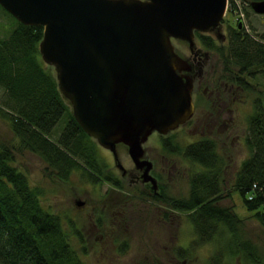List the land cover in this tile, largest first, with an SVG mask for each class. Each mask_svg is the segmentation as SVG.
<instances>
[{"label": "trees", "instance_id": "16d2710c", "mask_svg": "<svg viewBox=\"0 0 264 264\" xmlns=\"http://www.w3.org/2000/svg\"><path fill=\"white\" fill-rule=\"evenodd\" d=\"M244 1L249 5L262 0ZM234 9L231 3L228 13ZM42 38L41 26H26L17 20L10 33L0 38V117L19 143L18 148L0 143V264H84L72 244L76 238L73 222L66 221V231L65 219L42 207V191L32 187L17 168L15 151L35 155L45 165L44 171L62 182L77 172L84 182L94 184L100 182V174L109 172L95 142L79 127L58 91L52 68L41 60ZM197 38L206 51L226 62V68L238 69L242 86L246 77L264 69V33L244 34L235 26L231 41L223 46L208 36L197 34ZM247 134L249 157L242 162L230 190L211 142L178 149L201 170L190 179L188 198L168 201L186 215L202 243L211 244L217 237L222 252L234 257L240 251L245 264H264L257 248L243 240L244 220L234 206L222 204L236 193L264 230V109L260 105L247 120ZM226 238L228 242H223ZM219 256L213 261H219Z\"/></svg>", "mask_w": 264, "mask_h": 264}, {"label": "water", "instance_id": "95a60500", "mask_svg": "<svg viewBox=\"0 0 264 264\" xmlns=\"http://www.w3.org/2000/svg\"><path fill=\"white\" fill-rule=\"evenodd\" d=\"M228 0H0L26 26H41L39 54L79 127L110 151L123 144L144 182L141 161L152 132L165 135L194 111L189 63L171 39L192 48L194 33L215 30ZM264 16V0L249 3ZM84 202L76 201V207Z\"/></svg>", "mask_w": 264, "mask_h": 264}, {"label": "rangeland", "instance_id": "374dc122", "mask_svg": "<svg viewBox=\"0 0 264 264\" xmlns=\"http://www.w3.org/2000/svg\"><path fill=\"white\" fill-rule=\"evenodd\" d=\"M231 3H233V6L235 8L232 14L228 13V7L231 5ZM221 20L222 21L220 25L215 30H210L208 32L201 33L203 34V36L210 37L212 41L217 45L220 44V42H224L223 36H225L228 26H236L238 21H242L246 26L249 27L250 34L254 32L264 33V16L262 17L260 15L255 14L251 10L248 3L244 0H228L226 14ZM14 24L15 20L11 17V15H9V13H7L5 10L0 9V38L7 36L14 27ZM171 43L177 55L184 61L193 65L196 61L201 64L203 73L202 75L205 76V74H209V76L211 77L212 75L215 76L217 75V73H219V67H217L218 61L216 60V57L212 53H208L202 47L200 42L196 40V38L193 40L192 48L189 47L188 43L181 40L171 39ZM46 66L52 68L54 75H57L55 67L49 65ZM259 70L260 71L254 72V79L246 77V80H251L253 84H256V88H264V69L260 68ZM212 72L213 74H211ZM2 94L3 93L0 90V101ZM260 98L262 100H259ZM241 99L242 102L240 104V108L236 111L235 114L237 124L235 125L236 139L232 143V145H229V142L226 141L227 135L223 131V128L218 125V122L214 124L209 122L208 125H206L205 123H203L204 125H194L193 123L192 126H183L178 128L177 130L175 129L165 134L163 138H170L169 140L174 143V145H176L180 150L183 149L186 143L196 141L197 139L205 138L206 136L208 138L211 137L212 140L217 143V145L219 144L218 147L221 150L229 151V153L234 156L233 162L235 168L237 169L238 166L249 157V151L245 144V137L246 135H248L247 120L255 112L256 105H260L264 109V94L260 95V93L257 91L248 94H246L245 92L242 93ZM65 102L69 105L70 110L72 111L71 105L66 99ZM208 107L211 108L210 106ZM210 112H212L211 115L214 120L217 121V119H222V117H217L215 115V113L217 112V108L215 111L210 109ZM156 141H159V139L157 135H154L150 137L148 142L146 143L145 147L148 149L147 151L149 152L147 154V157H158L156 154L157 150L154 149ZM94 142L99 148L98 151L102 160L108 163L109 168L112 169V172L115 174L121 173V170L116 167V162L115 160H113L111 151L109 149L102 148L97 144L96 141ZM0 143L6 146H13L16 148L19 147L18 140L11 133L7 123H5V120L1 117ZM223 147H225V149H222ZM115 150L118 157V162L123 167L125 172H135L133 170L131 160L128 156L125 147L122 144H118L115 147ZM14 154L15 164L17 168L27 176L32 187H36L42 191V207H44L50 213H55L59 216H62V218L65 219L64 221H62V223L64 225L63 227L66 228V231L68 229L66 221L71 220L73 222L75 227L74 237L76 238L73 239L72 244L75 247L74 250L79 256L78 258H80L84 264H105L107 263V261L111 264H126V261H128V264H136L135 258L137 255H132L133 253H136L137 249V244L134 243H136L137 238L146 236L147 233L145 231L147 230V228L142 229V227H138V222L136 219H133V223H131L132 220L128 219V222L125 224L124 217L119 216L121 211L116 209L115 207H112L110 209L108 208V212L111 217L109 215H106V218H103L102 220L90 213V206L97 205V208L99 207L98 202L94 200L100 198L104 193L108 192V185H94L92 183L84 182V180L81 179L80 175L77 172L72 174L68 181L62 182L56 179L55 177L49 176V174L44 171L45 165L35 155H32L27 151L21 152L18 150L15 151ZM162 154L164 153L162 152ZM174 157L178 167L177 172H184L185 176L180 177L179 175H177V177L173 179L171 193L173 195L178 193L180 196L186 197V194L189 190V184L186 176L191 174L192 172H196L197 168L196 166L186 161L180 155ZM158 167L163 168L164 165L159 163ZM229 171H231V169ZM133 187L134 191L142 190V186L140 184H134ZM129 190V187L124 188L125 193H128ZM134 191L130 190L132 194H136V192ZM115 198L121 199L122 197L116 196ZM74 200L85 201L84 203L87 204L85 210L81 212L76 211V209L74 208ZM231 200L232 204L234 205L235 213L240 218H242V220H244V227L242 228V233L244 237L243 240H249L252 246L254 248H257L258 253L261 255L260 257L264 259V230L253 220L252 214H250L244 209L239 195L231 197ZM105 204L108 206L110 203L106 202ZM222 204L231 205V203L227 202ZM146 209V207H141L140 212L145 215ZM149 213L151 214V211ZM170 214L172 217L171 228L169 229L166 227V229L163 230V227L159 226L160 236H175L178 242L176 245L177 247L180 244V246H184L191 249V245L192 247L195 245H193V240L190 239L192 237H195V234L193 228L186 219V215L183 214V212L178 211L171 213L167 207L161 205L160 215L167 216ZM136 216L137 215L135 214L133 215V217ZM139 219L141 220L142 216L138 218V221H140ZM94 221L99 223H95ZM95 224H97V227L95 226ZM79 232L81 235L78 234ZM175 232L176 235L174 234ZM100 236L103 237V239L110 238L109 241H113L114 245H118L120 238L128 239L131 243L130 245L132 246L129 251L130 253L128 252L125 255L120 254L119 256L121 259L119 261H116L115 259H109V256L106 255L108 253L107 251H104V254H102L103 252L99 253V249L97 248V242L95 241H97L96 238ZM163 240L167 242L166 239L163 238ZM228 240L229 238H226L223 242H228ZM217 241L220 240H214L209 245H201L192 249V258L190 260H187V264H245L241 254L242 252L239 251L240 255L234 257L229 256L224 251L222 252L219 248L222 241H220L219 243ZM161 253L159 252V254H157V257H159V263L170 264L171 262L168 255L161 256ZM138 255L142 258L146 254L138 247ZM217 255L220 258L219 261L215 262L213 261V258L214 256L217 257Z\"/></svg>", "mask_w": 264, "mask_h": 264}, {"label": "flooded vegetation", "instance_id": "af4514ba", "mask_svg": "<svg viewBox=\"0 0 264 264\" xmlns=\"http://www.w3.org/2000/svg\"><path fill=\"white\" fill-rule=\"evenodd\" d=\"M242 21H238L236 26H237V31L240 32L242 31L244 34H249L248 28L245 26L243 27ZM232 29H235V26H228V29L225 33V36H223V41L220 42V44L226 45L228 44L231 38V32ZM244 29V31L242 30ZM198 33V32H197ZM199 35H202L201 33H198ZM198 40L196 32L194 33V39ZM209 53V51H207ZM211 53V52H210ZM215 57L216 60L218 61L217 67H219V73L217 75H212L211 77L209 74L202 75V67L199 62H195V64H189L190 71L188 72V76L191 79L192 89H191V97H192V102L194 105V111L189 120H187L184 124H182L180 127L183 126H192V124H199V125H208L209 122L212 124L218 122V125L223 128V131L226 133V141L229 142V145H232V143L235 141L236 136H235V125L236 124V111L239 110L240 104L242 102V93L248 94V93H253V92H259L260 95L264 94V88L263 87H257L256 84H253L250 81H246V83L242 86L241 82V76L239 74V71L237 68H226V62H223L218 58L217 55L212 53ZM229 64V63H228ZM213 74V72L211 73ZM251 78V77H249ZM252 77L251 79H254ZM259 100H262L261 98ZM256 102V101H255ZM210 106L211 108H209ZM257 105L255 106L256 110ZM217 108V112L215 115L217 117H222L221 120L217 119L214 120L210 112V109L215 111ZM199 113H200V118H199ZM205 125V126H206ZM177 128V129H178ZM176 129V130H177ZM157 135L159 141L155 142V147L154 149L157 150V158L153 157H147V154L149 153L147 148L145 147L146 143L148 142L149 138ZM92 139V138H91ZM170 138H163V135L157 133V132H152L147 140L142 143L141 148H142V157L140 158L141 161H147L150 163V171H149V176L151 177V181L144 182L142 179L143 171L147 167L145 165L143 169H137L136 166L134 165V162H132L129 154V158L132 163L133 170L135 172L133 173H126L123 167L119 164L118 162V157L116 154L115 146L114 151H111L113 160L116 162V167L121 170V173L115 174L112 172V169L109 168V165L107 162H105L108 166V173L107 176L106 174H100L97 179L100 181L98 183H94V185H108V192L104 193L100 198L94 200L98 202L99 207L97 208V205L90 206L92 215L95 217L97 216L100 220L103 218H106V215H109L108 210L112 207H115L116 209L120 210V215L124 217V223L126 224L128 219L132 220L131 223H133V219H136L138 224V227H142V229L147 228L145 231L147 234L145 237L137 238L136 243L137 244V249L136 253H133L132 255L136 256L135 258V263L136 264H160L159 260L157 257V254L159 252L162 255H168L170 259V264H187V260H190L192 258V252L191 250L194 249L197 246L201 245H209L210 243H202V239L200 240L198 237H192L190 240H193V246L191 245V249L184 247V246H179L177 247V238L175 236H168V237H163L164 239L167 240L165 242L163 238L160 236V227H163V230L167 228H171L172 224V217L171 214L167 216H161V205L164 207H167L171 213L174 212H181L168 200H174V201H181L182 199L188 198L189 196V190L187 192V196L183 197L180 196L178 193L173 195L171 193V186H172V181L177 175L180 177L185 176L184 172H177V163L175 161V157L177 155H180L183 157L186 161L191 163L192 165L196 166L197 170L196 172H192L191 174L187 175V180L188 184L190 182L191 177L193 176L194 173H197L201 170V166L198 163H195L188 158L184 157V153L182 152H177L178 147L174 145L170 140ZM94 140V139H93ZM95 141V140H94ZM200 141H207L212 143V150L214 154L218 155L221 158V176L224 178V184L227 188V190H230L231 185L233 184V181L236 177V174L238 173L241 164L238 166L236 169L234 166L233 158L234 156L229 153V151L226 150H221L217 143L212 140V138H208L207 136L205 138L197 139L196 141L186 143V145L183 147V149L191 146V145H196V143ZM123 145V144H122ZM125 149L127 150L128 153V147L123 145ZM229 148V147H228ZM99 149V148H98ZM222 149H225L223 147ZM162 152L164 154H162ZM169 156V157H167ZM169 158V159H168ZM162 162V163H161ZM163 164V168H159L158 164ZM235 168V170H234ZM231 169V171H229ZM234 170V171H233ZM107 171V169H106ZM106 173V172H105ZM178 173V174H177ZM104 176V177H103ZM134 184H140L142 186V190L139 191H134ZM130 188V190L136 192V194H132L130 190L128 193L124 192V188ZM133 187V188H132ZM112 191H111V190ZM122 198L118 199L115 198L120 197ZM237 195L236 193H233L232 197ZM76 202V200H74ZM73 201V202H74ZM74 202V206H75ZM85 202V201H82ZM106 202L110 203L108 206L105 204ZM231 203V205L223 204L226 207L229 206H234L232 204L231 199H226L224 200L223 203ZM161 204V205H160ZM87 204L84 203L82 207H74L76 211H83L85 210ZM146 207L147 209L145 210L146 213L143 215L141 211V207ZM178 207V204H177ZM181 207V206H179ZM109 208V209H108ZM151 211V214L149 213ZM137 215L136 217H133V215ZM152 215V216H151ZM142 216V219L138 221V218ZM111 217V216H110ZM95 222V221H94ZM189 222V221H188ZM99 223V222H95ZM111 223V222H110ZM77 224V221H76ZM190 224V223H189ZM191 225V224H190ZM97 227V224H95ZM192 227V225H191ZM155 228V229H153ZM177 229V227H176ZM155 230V231H154ZM79 235L80 232L78 233ZM176 235V232L174 233ZM110 238H104L103 237H98L96 238L97 242V248L99 249V253L104 254V251H107L108 253L106 254L109 256V259H115L116 261H119L120 254L125 255L127 254L132 246L130 245L131 243L129 242L128 239L126 238H120V241L118 242V245H114L113 241H109ZM189 239V238H188ZM216 238H214L215 240ZM189 240V241H190ZM189 244V243H188ZM138 247L140 250L144 251L146 255L144 257H140L138 255ZM164 250V251H161ZM110 251V252H109ZM168 251V252H167ZM130 253V252H129ZM105 259V258H104ZM128 264V261L125 262ZM105 264H111L107 261ZM121 264V263H117Z\"/></svg>", "mask_w": 264, "mask_h": 264}]
</instances>
